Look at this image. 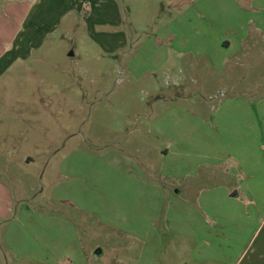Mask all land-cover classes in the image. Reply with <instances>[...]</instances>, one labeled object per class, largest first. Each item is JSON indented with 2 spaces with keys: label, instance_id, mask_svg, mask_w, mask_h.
<instances>
[{
  "label": "rangeland",
  "instance_id": "rangeland-1",
  "mask_svg": "<svg viewBox=\"0 0 264 264\" xmlns=\"http://www.w3.org/2000/svg\"><path fill=\"white\" fill-rule=\"evenodd\" d=\"M198 1L50 0L43 8L41 0H0V181L11 185L34 181L29 205L44 202L52 215H61L60 197L50 199V181H56L68 152L128 154L147 168L148 182L156 185L164 160L161 149L171 144L152 127L162 125L167 112L173 111L167 120L181 126L180 135L190 134L188 128L194 125L200 132L196 136H201L221 99L235 97L256 110L264 99V43L258 38L254 42L253 35L245 38L247 52L235 54L220 71L208 56L189 53L170 70L149 60L146 41L152 37L153 43H164L160 30L181 16L191 19ZM33 2L40 3L35 12L43 19L32 34H19L33 29L24 26L20 12ZM231 2L243 12L253 9L247 0ZM134 55L140 61L130 64ZM192 141L193 149L181 151L183 158L195 162L183 170L187 183H196L199 192L224 186L225 179L231 185L236 179L238 184V175L227 172L224 177L226 163L210 166L202 142ZM176 168L182 171L181 166ZM85 213L81 211L80 217L92 220ZM88 226L78 225L88 248H104L101 262L115 251L126 252L124 237ZM174 237L162 234L163 258L186 264L188 252L179 255L170 246ZM0 264L30 263H17L10 252H2Z\"/></svg>",
  "mask_w": 264,
  "mask_h": 264
},
{
  "label": "crops",
  "instance_id": "crops-1",
  "mask_svg": "<svg viewBox=\"0 0 264 264\" xmlns=\"http://www.w3.org/2000/svg\"><path fill=\"white\" fill-rule=\"evenodd\" d=\"M41 1L45 8L50 0ZM248 3L253 9L243 12L231 0L198 1L191 19L179 16V22L160 30L164 43L155 44L152 37L146 41L149 60L170 70L189 53L208 56L217 71L224 69L235 54L247 52L246 37L264 43V0ZM27 5L20 10L21 21L33 29L21 27L19 34H32L43 19L35 12L40 3ZM139 61L134 55L130 64ZM231 98L218 102L201 136L194 125L188 128L193 137L180 135L181 126L167 120L173 111L163 116L162 125L152 127L171 144L161 149L164 160L156 185L148 182L147 168L133 156L116 151L90 156L78 149L62 157L56 181H50V199L60 197L61 215H52L44 202L29 205L34 181H0V254L10 252L17 263L30 264H181L163 258L162 234L170 232L175 234L170 244L174 251L188 252L186 264H264V99L252 110ZM192 139L202 142L210 166L226 163L224 177L227 172L238 175V184L225 179L224 186L199 192L196 183H187L183 170L195 162L183 158L181 151L194 148ZM234 189L238 200L233 199ZM81 211L92 220L80 217ZM80 222L86 229L96 225L124 237L126 252L115 251L101 262L104 248L86 246Z\"/></svg>",
  "mask_w": 264,
  "mask_h": 264
}]
</instances>
